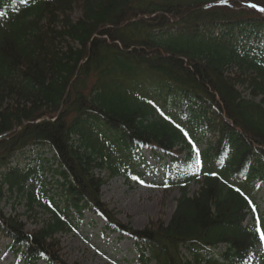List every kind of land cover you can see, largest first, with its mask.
Returning <instances> with one entry per match:
<instances>
[{
    "label": "trees",
    "instance_id": "obj_1",
    "mask_svg": "<svg viewBox=\"0 0 264 264\" xmlns=\"http://www.w3.org/2000/svg\"><path fill=\"white\" fill-rule=\"evenodd\" d=\"M250 4L264 8L0 0V233L21 264H70L58 235L85 211L134 239L139 264H248L264 240V16ZM147 148L184 165L159 185L179 192L170 220L134 230L102 188L118 175L142 179ZM10 193L47 215L41 225L28 231L4 211Z\"/></svg>",
    "mask_w": 264,
    "mask_h": 264
},
{
    "label": "rangeland",
    "instance_id": "obj_2",
    "mask_svg": "<svg viewBox=\"0 0 264 264\" xmlns=\"http://www.w3.org/2000/svg\"><path fill=\"white\" fill-rule=\"evenodd\" d=\"M201 146L204 148L205 143ZM47 157H50V154ZM146 159L151 170L147 171L142 181H128L122 176H117L102 188V201L109 209L115 211L118 220L130 225L134 230L144 229L150 221L162 219L168 222L175 211L179 195L177 190H164L154 183L162 180L163 174L166 173L163 164L177 170L182 165V161H172L173 166H171L170 157L159 161L151 158L149 151H146ZM27 162L29 161L23 157L13 159L14 164L21 166H25ZM46 177L48 182L54 181L51 173H46ZM199 188V184H193L191 192ZM257 200L264 219V184L257 193ZM1 207L9 215H18L26 224L28 231L41 225L40 222L47 217V215L44 217L42 212L26 210L25 204L17 194H7L6 200L4 198L1 202ZM58 239L61 242L63 258L70 264H139L134 241L120 236L119 233L106 231L105 219L99 214L85 213L79 229L60 234ZM9 243L10 240L2 237L0 233V264H18V257L8 250ZM263 254L264 243H261L251 253L249 264H262Z\"/></svg>",
    "mask_w": 264,
    "mask_h": 264
}]
</instances>
